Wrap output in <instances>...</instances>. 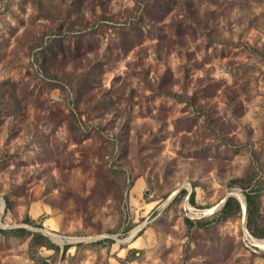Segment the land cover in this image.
I'll use <instances>...</instances> for the list:
<instances>
[{
	"label": "rangeland",
	"instance_id": "374dc122",
	"mask_svg": "<svg viewBox=\"0 0 264 264\" xmlns=\"http://www.w3.org/2000/svg\"><path fill=\"white\" fill-rule=\"evenodd\" d=\"M251 237L264 0H0V264H264Z\"/></svg>",
	"mask_w": 264,
	"mask_h": 264
},
{
	"label": "bare ground",
	"instance_id": "6f19581e",
	"mask_svg": "<svg viewBox=\"0 0 264 264\" xmlns=\"http://www.w3.org/2000/svg\"><path fill=\"white\" fill-rule=\"evenodd\" d=\"M141 184V183H140ZM243 197V196H242ZM241 197V200H242V202H243V208H244V210H245V208H246V206H245V204H244V199ZM220 206H218L217 208H219ZM34 212V211H33ZM251 239L254 241V243H256L258 246H261V247H263L264 246V240H260V239H256V238H254V237H251ZM57 240L60 242V243H63L62 242V239H61V237H57Z\"/></svg>",
	"mask_w": 264,
	"mask_h": 264
},
{
	"label": "water",
	"instance_id": "95a60500",
	"mask_svg": "<svg viewBox=\"0 0 264 264\" xmlns=\"http://www.w3.org/2000/svg\"><path fill=\"white\" fill-rule=\"evenodd\" d=\"M228 198H229V196L223 201V203H222L220 206L224 205V204L227 202ZM238 200L240 201L239 198H238ZM240 202H241V201H240ZM241 203H242V202H241ZM244 204H245V206H246V200H245V199H244Z\"/></svg>",
	"mask_w": 264,
	"mask_h": 264
},
{
	"label": "trees",
	"instance_id": "16d2710c",
	"mask_svg": "<svg viewBox=\"0 0 264 264\" xmlns=\"http://www.w3.org/2000/svg\"><path fill=\"white\" fill-rule=\"evenodd\" d=\"M231 201H232V199H228L226 206H228ZM191 202L192 203L194 202V197H192Z\"/></svg>",
	"mask_w": 264,
	"mask_h": 264
}]
</instances>
